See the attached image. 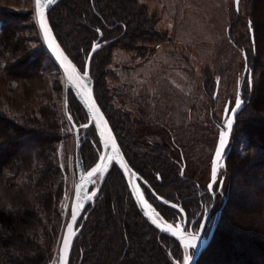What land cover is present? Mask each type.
Returning a JSON list of instances; mask_svg holds the SVG:
<instances>
[{
  "label": "trees",
  "instance_id": "16d2710c",
  "mask_svg": "<svg viewBox=\"0 0 264 264\" xmlns=\"http://www.w3.org/2000/svg\"><path fill=\"white\" fill-rule=\"evenodd\" d=\"M6 2L15 7L9 8ZM242 2L239 11L235 9L236 19L228 26L227 37L243 57L244 67L248 66L241 86L245 108L237 117L231 152L214 196L207 192V180L188 177L189 166L175 162L182 161L183 151L175 156L172 143L156 131L152 135L157 134L158 140L144 141L149 132L145 127L135 130L122 114L112 111L106 77L113 49L123 44L141 50V44L162 40L146 8L137 0H62L49 13L58 41L81 70L102 35L104 44L91 65L95 96L123 150L131 149L135 159L141 158L138 167L145 172L141 185L152 209L169 222L184 220L180 210L169 206L173 203L185 211L189 224H194L196 217L214 207V228L205 232H213L212 240L198 264H264V213L254 215L245 225L229 220L230 205L241 202L235 195L240 178L249 184L245 192L254 188L249 200L264 194V61L258 56L259 15L253 4V13L242 16ZM241 16L246 43L238 41L240 32L234 25ZM1 43L5 44L0 60L6 78L0 88V264H50L65 227L59 210L67 186L61 150L66 147L67 157L77 144L75 130L79 128L81 155L88 170L98 161L102 147L95 126H88V114L44 43L35 0H0ZM21 70L62 84L57 111L33 101L28 91L21 95L8 88V82L18 79ZM204 84L212 97L215 78ZM122 117L126 124L123 134L133 132L134 136L121 141ZM86 194L92 198L80 219L81 231L70 264H183L185 248L141 215L116 164L104 177L94 179Z\"/></svg>",
  "mask_w": 264,
  "mask_h": 264
},
{
  "label": "rangeland",
  "instance_id": "374dc122",
  "mask_svg": "<svg viewBox=\"0 0 264 264\" xmlns=\"http://www.w3.org/2000/svg\"><path fill=\"white\" fill-rule=\"evenodd\" d=\"M137 1L146 8L162 40L141 44V50H131L123 44H117L113 49L106 77L112 111L122 114L135 130L145 127L149 132L142 138L144 141L152 138L158 140L163 136L169 144L172 143L175 156L179 155L180 150L183 151L181 156L186 158L185 166H189L188 177L209 181L220 130L226 124L224 110L227 105L230 110L235 106L238 86L247 77H243V57L227 37L228 26L236 19L235 0ZM6 3L9 8L15 7L11 2ZM253 4L259 15L258 56L264 61V0H243L242 16L253 13ZM242 16L234 25L240 32L238 41L246 43ZM0 45L1 58L5 44ZM21 71L18 79L8 82V88L21 95L28 91L33 101L44 103L49 109L57 111L61 103L62 84L58 82L55 85L40 74L41 77L27 70ZM4 75L0 60V88L6 78ZM212 76L216 84L211 97L204 82ZM120 124L119 132L124 140L126 136H134L133 132L123 134L126 132L123 117ZM168 129L172 131V137ZM155 131L160 137L152 135ZM76 146L68 150L67 157L66 147L61 150V160L66 164L67 186L59 210L65 224L70 217L71 207V202L67 207L65 200L67 196L71 197L72 185L78 178L75 168ZM129 152L131 154L132 150L129 149ZM137 159L133 157L138 166L141 158ZM247 183L244 178L237 182L239 188L235 195L240 197L243 204L238 201L230 205L231 223L245 225L254 215L264 213V194H259L256 200H249L254 193L251 189L254 188L245 192L249 186ZM185 252L183 264L194 250L186 248ZM255 255L259 259L260 254ZM58 256L59 249L55 251L52 261Z\"/></svg>",
  "mask_w": 264,
  "mask_h": 264
},
{
  "label": "water",
  "instance_id": "95a60500",
  "mask_svg": "<svg viewBox=\"0 0 264 264\" xmlns=\"http://www.w3.org/2000/svg\"><path fill=\"white\" fill-rule=\"evenodd\" d=\"M62 0H53L51 4L47 3V0H41L40 6L37 5L35 0V13L36 21L40 29L42 38L49 52L55 59L56 63L60 67L65 83L70 87L72 92L76 95L86 113L89 117L88 126L94 125L100 139L102 151L98 161L90 169H86L81 155V143L79 128H76V157H75V168L78 173L76 183L72 185L71 193V207L70 217L68 222L65 224L64 232L59 246V264H70V258L74 243L78 235L80 234L81 227L78 226L80 219L83 215L85 207L87 206L86 192L93 179L98 175L103 177L107 173L110 166L115 163L121 174L123 175L131 195L137 205L140 213L143 217L155 228L171 238L177 240L183 247L191 249L186 245L190 242V235L196 234L193 231L187 232L185 230L187 224V217L185 211L178 205L169 203V206L174 207L182 212L185 217L184 224H173L168 222L164 218H157V215L151 210L149 203L147 202L143 191L140 186L138 174L129 164L120 144L117 136L106 116L103 109L99 105L95 96V85L91 76V65L94 55L101 49L104 43L100 42L102 35L100 34L99 39L93 44V47L88 55L84 70H81L68 56L64 48L58 41L50 23L49 13L54 7H56ZM235 9L239 11L240 0H235ZM246 59V58H245ZM248 72V66H245L244 75L245 78ZM252 72H249V79L251 81ZM241 84L238 86L237 100L241 101L239 109L235 106L230 110L229 105L224 110V118H227L226 126L221 129L216 151L219 147L220 141H224V148L221 152L219 160L216 159V151L212 160L211 178L208 184V192L214 194V186L217 181L219 172L222 168L226 167L228 156L230 153L229 143L234 132L237 117L245 108V101L241 96ZM231 122V128L228 127ZM215 171L216 179H213V173ZM211 185V187H209ZM85 193V195H84ZM226 203V202H225ZM224 203V204H225ZM214 207H211L207 216L204 217L205 226L211 214L213 213ZM73 214L75 219H73ZM71 229V231H69ZM202 243L197 242V247L194 250L191 261L186 260L184 264H198L201 256L205 253L209 247L213 232L209 237H204V230L199 233Z\"/></svg>",
  "mask_w": 264,
  "mask_h": 264
},
{
  "label": "flooded vegetation",
  "instance_id": "af4514ba",
  "mask_svg": "<svg viewBox=\"0 0 264 264\" xmlns=\"http://www.w3.org/2000/svg\"><path fill=\"white\" fill-rule=\"evenodd\" d=\"M226 121H227V118H226ZM225 126H226V124H225ZM225 126L223 127V128H221V129H224L225 128ZM221 131V130H220ZM233 135V134H232ZM120 136V140L122 141V139H123V137H122V135L120 134L119 135ZM231 139H232V137H231ZM120 144V143H119ZM120 146H121V148H122V145L120 144ZM231 140H230V143H229V149H230V152H231ZM122 150H123V148H122ZM126 150V149H125ZM125 150H123V152H124V154H125V156H126V158H127V160H128V162H129V164L131 165V167L136 171V173L138 174V179H139V182H140V186H141V189H142V191H143V194H144V196H145V191H144V187L141 185V182H144L145 181V175L143 174V172H144V170L143 169H141V168H139L138 166H137V164H135V162H134V160H133V156L129 153V151H125ZM230 154V153H229ZM213 160V159H212ZM175 162L179 165V166H185L186 165V161H185V159H184V157H182V161H178V160H175ZM113 164H115V163H113ZM225 168V167H224ZM224 168H222L221 170H220V172H219V175H218V178H217V181H216V183L218 182V180H219V178H220V173L222 172V170L224 169ZM211 169H212V164H211ZM145 173V172H144ZM182 173V172H181ZM182 175V174H181ZM102 176H101V174L100 175H98L97 177H95L94 179H100ZM150 177V176H149ZM157 177L158 178H160L159 177V175H157ZM210 178H211V172H210V177H209V181H208V184H209V182H210ZM216 183H215V186H216ZM215 186H214V194H215ZM207 192H208V185H207ZM209 193V192H208ZM210 194V193H209ZM84 195H85V193H84ZM210 195H212V194H210ZM86 196H87V206L89 205V202L91 201V198L92 197H89V195H87L86 194ZM213 196V195H212ZM146 198V197H145ZM224 201H225V199H224ZM224 201H223V204H224ZM87 206L85 207V209L87 208ZM211 209V208H210ZM210 209H206L205 211H204V213H203V215L201 216V218H199V217H196V219H194L195 220V225H196V223H198V225L200 224V222H201V219L203 218L204 219V217L205 216H207L208 215V213H209V211H210ZM151 210L154 212V214L155 215H157V218H162L160 215H159V213L157 212V211H155L154 209H152V207H151ZM221 210V209H220ZM215 214V212H214V209H213V213L211 214V216L209 217V219H208V221H207V224H206V226H205V229H204V237H209V235H210V233H211V231H209L208 233H205L206 232V228H209V229H213L214 227V223H215V221H214V219H212V217H213V215ZM142 215V214H141ZM143 216V215H142ZM159 218V219H160ZM184 220H185V217H184ZM184 220H182V221H176V222H171V223H173V224H178V223H180V224H184ZM199 222H198V221ZM147 221V220H146ZM169 222V221H168ZM194 224H189V222H188V220H187V224H186V227H185V230L187 231V232H189V231H193V232H197V229H194ZM198 225H197V227H198ZM153 226V225H152ZM154 227V226H153ZM157 229V228H156ZM158 230V229H157ZM159 231V230H158ZM160 233H162L161 231H159ZM162 234H164V233H162ZM192 249V248H191ZM194 253V252H193ZM192 253V254H193Z\"/></svg>",
  "mask_w": 264,
  "mask_h": 264
},
{
  "label": "snow or ice",
  "instance_id": "6c2138e0",
  "mask_svg": "<svg viewBox=\"0 0 264 264\" xmlns=\"http://www.w3.org/2000/svg\"><path fill=\"white\" fill-rule=\"evenodd\" d=\"M52 2H53V0H47V3H49V4H51ZM36 3H37L38 6H40V4H41V0H36ZM240 106H241V101H240V100H237V101H236V104H235V108L239 109ZM231 126H232V125H231V122H229L228 127L231 128ZM223 148H224V141L221 140V141H220V144H219V147H218V149H217V151H216V159H217V160L220 159V157H221V152H222ZM213 179H214V180L216 179V177H215V171H214V173H213ZM221 183H222V181H221ZM209 187H211V185H210ZM73 219H75L74 214H73ZM204 229H205V222H204V220H203V218H202L200 224L198 225V228H197V232H196V234H194V235H190V242H189L186 246H187V247H190V248H192V249H195V248L197 247V242H198V241L202 243V240H201V237H200L199 233H200L201 231H203ZM69 231H71V229H69ZM191 259H192V256H188V257H187V260H188V261H191Z\"/></svg>",
  "mask_w": 264,
  "mask_h": 264
},
{
  "label": "bare ground",
  "instance_id": "6f19581e",
  "mask_svg": "<svg viewBox=\"0 0 264 264\" xmlns=\"http://www.w3.org/2000/svg\"><path fill=\"white\" fill-rule=\"evenodd\" d=\"M70 200H71V197H70V195H69V196H67V198H66V200H65V205H66L67 207H68L69 203L71 202Z\"/></svg>",
  "mask_w": 264,
  "mask_h": 264
},
{
  "label": "built area",
  "instance_id": "2783aa9c",
  "mask_svg": "<svg viewBox=\"0 0 264 264\" xmlns=\"http://www.w3.org/2000/svg\"><path fill=\"white\" fill-rule=\"evenodd\" d=\"M59 262V257H57L55 260L52 261V264H58Z\"/></svg>",
  "mask_w": 264,
  "mask_h": 264
}]
</instances>
